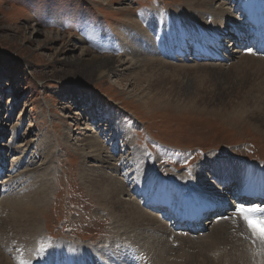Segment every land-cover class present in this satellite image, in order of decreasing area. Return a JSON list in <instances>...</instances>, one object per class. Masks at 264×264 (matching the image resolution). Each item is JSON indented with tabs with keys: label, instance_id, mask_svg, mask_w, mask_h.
<instances>
[{
	"label": "rangeland",
	"instance_id": "obj_1",
	"mask_svg": "<svg viewBox=\"0 0 264 264\" xmlns=\"http://www.w3.org/2000/svg\"><path fill=\"white\" fill-rule=\"evenodd\" d=\"M211 1L212 7L196 0H0V183L5 184L0 185V257L13 264L27 256L30 264H67L79 254L80 259L88 256L81 260L85 264H114L105 259L110 253L145 262V248L158 241L154 228H142L139 221L126 218L120 206L97 194L91 173L120 179L121 187L130 190L123 199L150 213L143 199L150 200V194L137 189L132 173L135 153L144 155L143 171L171 184H192L203 172L208 176L201 180L204 189L213 182L211 169H236L210 165L254 163L264 168V95L251 90L258 83L250 63L262 66L264 56L245 49L229 51L226 61L216 63L171 57V50L177 54L190 44L207 46V38L212 41V34L223 28L216 24L218 18L236 21L225 31L236 25L248 31L247 0ZM203 29L210 34L201 35ZM136 33L150 41L156 57L150 61L159 62L142 64L144 53L135 56V46L129 49L127 39ZM82 49L141 65L126 72L116 64L106 74L107 64L88 65ZM88 135L89 142L106 153V164L83 156L80 144ZM45 190L49 197L34 215L42 234L18 237L20 244L6 246L16 230L29 233L32 222L26 207L18 209L14 200ZM209 190L210 196L216 194ZM238 221L242 219L231 221L227 236L220 235L225 245L219 246L211 230L194 234V239L174 231L169 242L177 243L175 250L165 256L171 264L182 252L208 264H231L221 253L235 245L248 256L247 264H260L254 246L261 239L252 238L247 229L243 232L244 223L237 226ZM190 240L196 245L178 244ZM17 246L29 254L20 255ZM131 251L138 258L131 257Z\"/></svg>",
	"mask_w": 264,
	"mask_h": 264
},
{
	"label": "bare ground",
	"instance_id": "obj_2",
	"mask_svg": "<svg viewBox=\"0 0 264 264\" xmlns=\"http://www.w3.org/2000/svg\"><path fill=\"white\" fill-rule=\"evenodd\" d=\"M196 1H200L198 3V5H200V6H204L205 4H208L207 7L213 6L212 5L213 3L211 0H196ZM244 3L246 6V9H248V14H249L250 18L254 22L261 23L264 26V4L261 1L260 2H257V1L253 2L251 0H247ZM108 4H110V3H108ZM254 4H256V8L252 7ZM153 12H155L157 14V10L153 11ZM229 13H230V11H229ZM214 15H215V12H214ZM214 15H212V16H214ZM216 21H217L216 24L219 26H223V28L217 34H212V38H211L212 41H217L222 36L226 37V31H225L226 27L231 26V25H235V23H236V21L233 20V17L232 18L228 17V18H224V19L218 18V19H216ZM151 29L153 31V27ZM235 29L239 33H242V34L244 33L243 25H240V26L236 25ZM205 34L206 35L210 34V32L206 29L201 30V35H205ZM149 37H151V35ZM128 40H130V42L128 43V44H130L129 45L130 50L133 46H135L134 49L132 50L134 55L144 53V54H142V56L145 60H140L142 62V64H147V63H151V62H159V61H150V60H156V57L153 55L154 49H153V47L149 46L150 41L145 40L142 34L136 33V35H131L128 37L127 41ZM243 51H245V49ZM164 53H165V50H164ZM171 53H172L171 54L172 59L177 60L179 58L178 55L176 54V51L171 50ZM242 53H244V52H242ZM199 54L201 56V60H204L205 58L208 57V59H210L212 61H216V60L212 59L213 57L208 53V51H200ZM255 54H256L255 52H252L253 56ZM217 55L222 58L221 54H217ZM230 55H228V58L230 57ZM82 56L88 65L89 64L97 65V64H103V63L107 64V66L109 67V70L105 71L106 74L111 73V71L114 69L116 64L119 65L120 67L124 68L123 71L125 70L126 72H133L135 69L138 68V66L141 65L140 61L130 63V62H123L119 58H113V57L102 58V57H99V56L93 54L90 50H87V49H82ZM226 58L227 57L220 59L219 61H224V60H226ZM243 59H244V57H243ZM259 62L262 63V66L250 62L251 64H253L255 66V68L257 70L256 74L253 73L254 74L253 76H254V79L257 80L256 83H258V85L256 84L257 85L256 87L253 86L251 90L262 92L264 95V75H262V73H260V72H263L262 70L264 68V60L262 59V61H259ZM213 63H216V62H213ZM116 68H117V66H116ZM251 71H249V72L251 73ZM103 75H105V74H103ZM74 115L77 116L78 113H76ZM84 129L86 131L89 130L88 128L87 129L84 128ZM90 138H91V136L88 135L87 137H85V141H82L80 144V151H83V153H82L83 156L86 157V159L92 158V159L98 161L102 165L106 164V159H105L106 153L104 152V150L101 148L100 145H98V148H95V145L93 143L89 142ZM93 145H94V147H93ZM134 156L135 157L132 158V163H133V166H135V168H134L132 173L136 174V177L138 179L137 180L138 181L137 189L139 190L140 187L143 188L144 190L142 192H143V194L147 195V197H148V194H150L149 198L152 199L151 203H153L152 205L154 207L153 208L154 210H158L161 206L168 204L170 207V213L173 215H177L178 217H180L181 220L183 218L189 217L188 213H190V214H193L195 220L198 221L199 218L203 215L205 218V215H206L205 211L207 209H209L210 207H212L213 205L215 206V204L221 202V206H223L225 203H227L230 200L228 205L222 207V210L223 211H225V210L230 211V208L233 207L234 208L233 212H228V214L226 213V217L230 216L232 218L227 219L226 217L225 218L220 217L217 220L211 219V222L207 221L198 233H204L205 231L211 230V234L217 235L216 246L217 245L218 246L223 245L224 243L222 242V237L227 236V234H229V229L232 226L231 221H235L238 219V217H240L242 219V221H238V223L236 225L239 226V223L243 222L244 223V225L242 227L243 232L247 229V230H249L252 238H254V239L260 238L257 234H255L248 227L247 222L244 221L242 215L239 212V209L241 207H243L245 209H256L257 211L248 212L246 214L250 215L251 219H253L254 216H256V215L259 216L256 218H260V220L264 219V206H262V207L258 206V204L260 203L259 200H264V168L261 167L260 165H258V164L256 165L254 163L250 164V165H246L244 163H236L233 165L230 164L229 166H223V167L216 166V165L208 166L210 169L213 167H218V168L223 169V168L233 167V166L236 168L235 170H229V171H224V172L219 171V170L213 171V169L210 170L211 173L209 176L213 182H210V186H208V187L212 188L216 192V194L214 192H211V196H210V190H209L210 188L204 189L205 186H203L201 183V180H203V181H204V179L208 180V176L202 174L203 172L198 174L199 177H197V179L195 181H193L192 184L186 183L185 181H181V180H180L181 181L180 184H178V185L177 184H171V183H168L166 181V179L165 180L162 179L161 177H159V175H156L155 173H152L149 170L143 171L144 166H142L143 163L141 164V162H142V158L144 155L135 153ZM139 158H140V160H138ZM93 167L97 168V166H95V165ZM205 167H207V165H205ZM219 172H221V173H219ZM0 173H2V175H3V171H1V169H0ZM91 173L94 174L93 175L95 178L94 188H95V191L97 194L101 195L102 198H107V201L110 204H114L112 206H116V205H117V207L120 206L119 207L121 209L120 211L122 213L124 211L125 212L124 214L128 215L126 218H133V220L131 219L133 222L139 221L141 223V225L139 224L141 227L144 225L146 227L147 226L149 227L151 225L154 228L153 231H155V233L158 237V241L154 240V242H153L151 240V242H153V243H151V245H149L145 248L144 257H143L145 262L140 261V260H137L135 262H131L130 261L131 259H128L129 256H127L128 257L127 258V257H124L125 255H123L120 259H119V257H116L113 254L111 255L110 253H108L109 256L104 255L105 259L111 260V263H114V264H149V263L150 264H171L168 261L169 257L167 255L165 256V254L167 253V251L171 252V250H175V249H172V247L174 246V244H177V243L173 240L169 242L170 236H173V234H175L174 231L176 232V234H182L183 233L185 236H189L191 234V237L194 239L193 233H189L187 231H184L179 227H177L175 229V227H173L175 224H173V223L170 224V223L164 222V221H162L161 216L160 217L159 216L158 217L153 216L152 214H150L151 213L150 211H149L150 213H148L147 211H143L142 209H139L137 204L129 198H128L129 200L127 198L123 199V196L129 197L130 190L128 192L127 190H125L124 187H121V184H123V182L120 181V179H117L115 177H111L104 172L100 173V172L94 171ZM89 175L90 174H88V176ZM198 175H195V176H198ZM213 175H214V179L212 178ZM0 185H5V184L0 183ZM232 186H234L233 191H231V189H230V187H232ZM236 189H237V193H234V191ZM47 190L41 191V193H38V194H33V195H31V197H27V198L21 197L20 199L14 200V201H18L17 202V208L18 209L26 207L27 218L30 219L32 222L30 224L29 233H22V235H21V234H19V233H21V231L16 230V235L13 234V236H14L13 239L10 240V243H5L6 246H8V245L16 246L15 244H20V242L17 243L18 241H21L20 239L17 242L15 241V239L18 237L27 238L30 234H35V235H39V236L42 234L41 228H39V222L34 217V215L36 213H38L39 209L45 204L46 197H49V191H47ZM131 191L134 192V195L137 194L136 189L131 190ZM219 197H220V202L214 201L215 199H218ZM249 199H253L254 200L253 204H256L257 206L256 207L244 206L243 203L245 201L248 204L249 203L251 204ZM6 200H7V198H6ZM6 200L3 202L4 206H9L10 202L6 201ZM241 200H242V203H240ZM238 201H240V202H238ZM122 202H123V205H120ZM40 203L42 206L40 205ZM237 203H238L237 207L234 206ZM262 204H264L263 201H262L261 205ZM134 205L137 206V208L139 210L135 209ZM203 205H205L206 210H205ZM114 208L115 207H113V209ZM2 210H3V208L1 207L0 212ZM220 215L221 214H218L217 216H220ZM256 218H255V220H256ZM125 220H127V219H125ZM183 220H185V219H183ZM186 220H188V219H186ZM129 225H131V224H129ZM179 225L183 226L182 224H179ZM169 227H171V228H169ZM142 228H144V227H142ZM145 229H148V228H145ZM151 229H148L149 232L151 231ZM166 235H168V237L165 238ZM220 235H223V236L221 237ZM140 237H142V236H140ZM151 237L152 236H150V238ZM261 241H262V243L256 244L254 246V248H256V250L259 253L258 262L260 264H264V239H261ZM184 242H188L187 244H189L191 246L196 245V243L193 240L178 242V244H183ZM193 243H195V244H193ZM203 244L207 245V242L204 241ZM209 246L211 248L214 247L213 244H209ZM17 248L19 250L20 255H25L27 253L29 254V252L26 251L25 247H23V246L18 247L17 246ZM36 248H38V246H36L35 249ZM179 249H181V248H179ZM207 250L208 249H206L205 253L207 252ZM218 252H219V250H218ZM224 253H225V251H224ZM224 253H221L224 255V259L226 258V260H227V258H228V261L231 264H247L248 263V256L245 253H243L242 248L240 246H235V245H234V247L229 246L228 252L226 254H224ZM131 254H132L131 257H134L135 259L138 258V256L136 255V251H131ZM168 254H169V252H168ZM173 254H174V252H173ZM175 254H177V253H175ZM2 256H3V254H2ZM27 257L24 258V260H16L14 262V264H17V263L30 264L31 261H28ZM77 257H78V259H77ZM86 257H88V256H86ZM86 257H83L82 259H80L79 254L77 256L75 255V257H70V263L71 264H85V262H83L81 260H83V259L87 260ZM178 258L180 259V263H178V260H179ZM178 258L174 259V257H173L174 261H172V262H174V264H187L186 262L188 260H191L189 263H192V264H208L206 259H203V258L198 259L196 257L197 258V260H196L195 258H192V255H190L188 252H182V254H180V256H178ZM204 258H207V257L204 256ZM184 259H186V262H184ZM75 260L78 262L75 263ZM120 262H122V263H120ZM70 263H67V264H70ZM0 264H13V263H11L10 260L7 259L6 257L5 258L0 257ZM103 264H105V263H103Z\"/></svg>",
	"mask_w": 264,
	"mask_h": 264
},
{
	"label": "snow or ice",
	"instance_id": "obj_3",
	"mask_svg": "<svg viewBox=\"0 0 264 264\" xmlns=\"http://www.w3.org/2000/svg\"><path fill=\"white\" fill-rule=\"evenodd\" d=\"M257 211L256 209H245L241 207L239 209L240 214L242 215L244 221L247 222L248 227L257 234L261 239H264V219L261 220H253L246 213Z\"/></svg>",
	"mask_w": 264,
	"mask_h": 264
}]
</instances>
